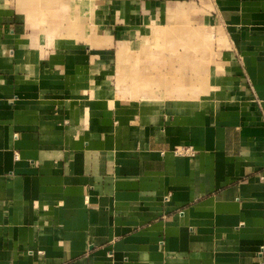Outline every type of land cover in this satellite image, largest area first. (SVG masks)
<instances>
[{
	"label": "crops",
	"instance_id": "obj_1",
	"mask_svg": "<svg viewBox=\"0 0 264 264\" xmlns=\"http://www.w3.org/2000/svg\"><path fill=\"white\" fill-rule=\"evenodd\" d=\"M0 264H264V0H0Z\"/></svg>",
	"mask_w": 264,
	"mask_h": 264
},
{
	"label": "rangeland",
	"instance_id": "obj_2",
	"mask_svg": "<svg viewBox=\"0 0 264 264\" xmlns=\"http://www.w3.org/2000/svg\"><path fill=\"white\" fill-rule=\"evenodd\" d=\"M104 6H107V5H104ZM199 8H197L198 10H196V13H197V15H199V13L201 12V11H199V10H202V11H204V10H206V7H205V4H200V5H197ZM187 8H189V7H187ZM102 10H103V7H102ZM166 11H165V14H164V12L161 14V16H160V20H158V19H155V20H153V21H149V22H147L146 20H143L142 22H141V26L142 27H140L141 29L140 30H138V32H137V34L138 35H136V36H131L129 39H128V42L129 43H131V41H132V43L134 42L133 40H135V42L134 43H140V44H148V42L149 41H153L154 42V46H156L158 43L159 44H161V43H165L166 41H169V37L171 36V35H165L162 31L163 30H165L166 32L165 33H167L169 30V28H170V26H171V24L169 25L168 24V21L167 20H165L164 18H165V16H166ZM203 14V13H202ZM204 15V14H203ZM203 15L202 16H200L199 17V20H197L198 21V24H199V22H201V24L203 25V23H204V19L203 18H201V17H203ZM189 16V15H188ZM188 16H186V17H188ZM191 16H192V13H191ZM85 21H87V19L85 20ZM188 21L189 20H178L176 23H175V25H178V26H181V25H183V24H185V27H187L188 28ZM90 23L92 24V21H90ZM103 23H104V21H102L101 22V25H102V27L104 26L103 25ZM190 23V22H189ZM138 24H140V23H138ZM161 26L160 28L158 27V26ZM154 27V31H152V34H149V35H145L144 37H142L140 34L142 33V32H144V30L146 29L147 30V28L148 27ZM157 28H156V27ZM199 26V25H198ZM158 28L159 29H161V31H158ZM198 28H200V27H198ZM203 30V29H202ZM160 32V33H159ZM141 37H140V36ZM135 37H136V39H135ZM211 38V37H210ZM212 39V38H211ZM211 39H209L210 40V42H211ZM157 41V42H156ZM143 42V43H142ZM137 48V47H136ZM183 52H185V51H183ZM129 53H131V55L132 54H138V53H140V51H139V49H138V51H132V52H127L126 54L127 55H129ZM122 54H124V53H122ZM120 55V56H122L123 57V55ZM193 56H195L196 58L195 59H198V58H200V57H202V55H203V53H201L200 52V50L198 51H193L192 53H191ZM118 60H123V58L122 59H120V57H119V51L117 52V61ZM201 60H204L203 58L201 59ZM200 60V61H201ZM160 69H164V68H160ZM153 70L155 71L156 69L155 68H153ZM186 70H188V69H186ZM167 71V70H166ZM165 71V72H166ZM183 71H185L184 69H183ZM130 87H131V85H129ZM154 87V90H157L158 89V85H155V86H153ZM137 93H139V94H137ZM133 92V94L134 95H139V96H141V91L140 92Z\"/></svg>",
	"mask_w": 264,
	"mask_h": 264
},
{
	"label": "built area",
	"instance_id": "obj_3",
	"mask_svg": "<svg viewBox=\"0 0 264 264\" xmlns=\"http://www.w3.org/2000/svg\"><path fill=\"white\" fill-rule=\"evenodd\" d=\"M179 152H183L186 154H193V150L191 147H182L180 149H177Z\"/></svg>",
	"mask_w": 264,
	"mask_h": 264
}]
</instances>
